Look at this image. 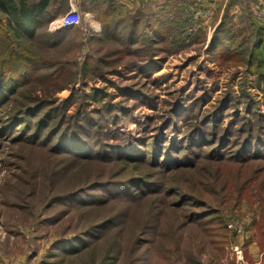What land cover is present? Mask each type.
<instances>
[{
    "label": "trees",
    "instance_id": "16d2710c",
    "mask_svg": "<svg viewBox=\"0 0 264 264\" xmlns=\"http://www.w3.org/2000/svg\"><path fill=\"white\" fill-rule=\"evenodd\" d=\"M91 1L95 4L103 29L101 33H90V41L95 44L92 47L96 48L80 58L79 68L83 77L102 76L107 70H123L127 73H122L121 76L136 78L149 76L158 70L163 58L183 44L182 23L177 17V8H180V13L186 9L191 20L198 24L199 32L203 29L200 20L190 12L189 6L195 0H138V3H153L155 6L156 11L152 15L145 13L144 16L141 10L139 12L138 6L141 4L134 7L136 3L130 6L121 0ZM233 1L235 0H229V4ZM46 3L47 0H0V14L4 17V21H0V160L4 159L6 142L12 141L41 148L60 159L50 168L53 183L59 181L71 169L72 164L79 162L119 165L122 169L119 173L110 175L118 178L119 182L115 186L109 185L112 184L109 178L104 179L110 173H98L94 178H86L89 181L84 185L53 192L50 199L54 204H76L77 214L89 217L90 222L87 227L65 239L52 240V253L57 250V253L67 255L70 252L92 249L97 244H92V240H102V229L116 223L120 215L109 211V207L123 198L126 202L146 208L150 216L151 208L155 207L151 218H145L144 222L146 224L151 221L153 229H158L163 219L160 211L164 201L152 200L150 194L164 190L165 182L151 179L146 172H135L144 167V163L160 164L163 170L168 171L187 165H190L191 170L197 169L195 165L198 160L206 158L226 162L249 160L247 165L258 158L264 159V109L259 108L264 105V92L261 103L248 93L243 111L236 115L233 123L224 125L223 119L228 111L238 108V98L232 90H226L212 100L210 105L203 107L211 96L205 95L199 99L193 94V89L188 87L185 93L180 92L169 101L167 115L163 120L164 127L172 124L184 126L185 133L178 139H168L164 134L157 135L153 133L155 127L149 125L137 135L116 130L113 126L117 116L122 113L128 115L131 111L129 102L141 105L152 101L145 84L134 81L123 84L117 80L113 86L116 88L115 92L120 93L118 95H112L103 86L96 87L91 92L82 91L81 87L73 89L69 97L56 101L54 92L63 88L57 83L77 71L78 67L71 66L78 58H75L73 50V27L54 32L46 30L47 21L55 14L49 12ZM228 17L227 12L223 13L207 44L206 54L214 65L200 66L196 78L202 84H208L207 86L213 84L212 89H216L218 85L215 81H204L208 74L216 76L220 72L214 66H225L223 62H228L226 66H229L248 54V69L245 68V73H255L256 83H264V21L253 13L247 0H241L239 21L246 28H251L252 33L248 35L251 39L239 40L229 25ZM169 29L174 31L169 34ZM195 38L198 39L199 35L196 34ZM57 71H62L59 77L46 80ZM85 83L86 80H83L82 85ZM241 83L245 82L241 80L239 84ZM45 85H57V88L51 92L47 88L49 86ZM199 86L201 85L196 83L192 88ZM262 89L264 91V87ZM79 96L84 100L78 101L76 107L70 110ZM104 167L110 168L107 165ZM249 169L255 175L243 177L244 182L238 189L242 193L246 191L249 180L258 178L264 170L258 163L251 164ZM121 172L131 174L123 178L124 174H120ZM237 175V179H241L239 185L244 172L240 170ZM206 176L214 182L218 178L211 174ZM227 178L228 176L224 177L222 182L226 183L222 184L219 192L225 193L226 188L232 186L234 180ZM213 181H207L206 184ZM192 186L190 181L185 187L179 185L176 192L172 188V192L178 195L174 205L182 206L184 202L190 205L188 211H184L186 219L179 223V227L187 221L196 224V220H199V226L203 225V232L209 230L207 232L211 236L214 234L222 246L229 234L226 226L221 218L218 217L215 222L209 217L215 213L214 209H203L205 202L200 199L198 201L194 195L195 190L201 188V196L205 197L202 188L208 187L198 181L194 184L196 188L193 186L194 190ZM117 237L114 234L107 242L105 253L103 252L97 264H109L113 261L120 248ZM253 239L251 237L241 245L244 254L246 245ZM134 244L139 249L136 240Z\"/></svg>",
    "mask_w": 264,
    "mask_h": 264
},
{
    "label": "rangeland",
    "instance_id": "374dc122",
    "mask_svg": "<svg viewBox=\"0 0 264 264\" xmlns=\"http://www.w3.org/2000/svg\"><path fill=\"white\" fill-rule=\"evenodd\" d=\"M203 1L206 0H202L200 3L202 4ZM206 3L204 2V5ZM75 4L77 16L67 27L63 26L62 20L72 11L70 1L47 0L46 3L49 12H55L54 16L47 21L46 30L54 32L61 28L73 27V50L75 58H78L74 60V65L71 66L78 67L77 71L67 79L57 83L59 87L63 88L55 91L57 85L52 87L45 85L49 86L47 87L49 91H55L56 101L69 97L73 89L81 87L82 91L91 92L94 88L103 86L111 91L112 95H118L120 93H116V88L113 86L117 80L123 84L127 81L145 84L152 101L149 104L141 105L129 102L128 106L131 107V111L128 115L122 113L119 117L117 116L113 126L116 130L127 131L136 135L140 130L151 126L155 127L153 133L164 134L168 139H178L185 133L184 126L177 127L172 124L164 127L165 122L163 120L167 115L166 109L169 108V101H172L180 92L185 93L188 87L193 89V94L197 95L199 99L205 95L211 96L203 107L208 106L212 100L214 101L226 90H232L238 98V108L228 111L223 119L224 125L233 123L236 115L243 111L248 93L258 99L260 103L262 102L264 83H256L257 76L255 73L248 71L245 73V68L248 67L246 64L248 54L244 59L235 60L229 66H226L228 62H223L225 66L219 64L214 66L220 72L216 76L208 74L204 81L205 83H208L207 81L214 83L215 81L218 85L217 90L212 89L213 84L207 86L208 84H202L196 78L201 67L214 65L211 59L209 60L206 49L213 31L211 25H213V15L217 12L215 9L217 4L208 3L212 7L204 6L209 12L208 14L202 12L203 15L197 12L198 7H195L194 10L192 8L193 17L198 18L197 14L204 22L201 24L203 29L200 32L197 23L191 20L188 11L182 8L180 13V8H177V17L182 23L183 44L174 52L167 54L166 58H163L164 61L158 70L149 76L136 78L121 76L122 73H127L123 70H107L103 72L104 75L92 78H90L92 75H88L89 77L82 76L81 68H79L81 65L80 58L83 54L90 53L96 48L95 46L92 47L94 43L90 41V33H101L103 24L98 19L95 4L91 0H75ZM129 4L130 6L134 4V7L141 4L138 7L143 16L145 13L152 15L156 11L153 3L146 4L145 2L133 1ZM142 14L141 17L145 19ZM0 21H4L2 14H0ZM52 22L56 23L55 27L52 26ZM234 28L236 30L233 29L234 34L239 40H247L250 37L248 35L252 33L251 28H246L248 29L246 30L238 25H235ZM172 31L174 29H169V34ZM196 34L199 35L198 39L195 38ZM60 74L62 71H57L54 75H49L46 80H54ZM83 80H86L85 85H82ZM241 80L245 83L239 84ZM196 83L201 86L192 88ZM64 86L67 87L64 88ZM203 90L204 92H202ZM82 100L84 98L79 96L71 105L70 110H73L77 102ZM84 104L91 105L92 103L84 102ZM259 108L264 109V105ZM5 148L4 159L0 160V264H97L105 251V245L114 234L118 236L116 240L119 241L120 248L115 257L111 255L114 259L109 264H253L244 258V251L241 247V242L247 241L251 237L256 238L262 251L261 259L256 264H264V170L261 171L258 178L249 180L244 193L238 190L244 182L243 177L248 175L254 177L255 175L249 166L258 163L260 167L264 168V159L258 158L255 162H250L247 165L249 160L226 162L206 158V160H198L195 165L198 167L197 169L191 170L190 165H187L178 168V170L168 171L163 170L160 164L144 163L145 168H138L135 172H146L151 179H159L165 182L163 184L164 190L150 194L152 200L164 201V208L161 207L160 211L163 219L159 228L153 229L151 221L145 224V218L150 216V213L146 212V208H141L133 202H126L123 198L109 207V211L118 212L120 215L117 217L116 223L102 229L100 232L103 236L102 240H92V244L97 243L91 247L92 249L79 250L64 255L57 253V250L55 253L51 252V241L58 238L65 239L68 235L87 227L90 219L87 216L81 217L77 214L76 204H54L53 200L50 199L53 192L84 185L89 181L88 179L86 181V178L89 176L90 179L94 178L98 173H110L104 179L109 178L110 183H112L109 185L115 186L119 182L118 178L110 175L122 171L121 167L119 165L109 166V164L99 165L95 162H79L72 164L71 169L59 178V181L53 183L50 168L60 159L49 155L48 151L41 150V148L21 145L12 141H7ZM104 165L110 168H106ZM240 170L242 173L244 172V176L238 185L241 179H237L239 177L237 173ZM120 174H124L122 177L125 178L131 172H121ZM208 174L217 176L216 182L206 176ZM227 176L228 180H234L233 184L226 188L225 193L219 192L222 184L226 183L222 181ZM190 181L193 186L198 181V183L208 187L202 188L206 199L201 196V188L195 190L194 195L198 201L205 202L203 209L208 208L210 211L211 208L214 209L215 213L209 217L213 218L215 222L218 217L221 218L223 225L226 226L229 234L222 246L214 234L211 236L207 232L209 230L203 232V225L199 226V220H196V224L186 220L187 223L185 222L182 227H179V223L185 221L184 211H188L190 205L186 202L182 206L174 205L178 195L172 192V188H175L174 192H176L179 185L185 187ZM207 181L213 182L206 184ZM194 187L193 190L196 188ZM236 187L237 190L233 192ZM208 192L209 194H207ZM151 211L152 216L155 207H152ZM237 219L242 224L240 233H236L227 227L228 223L237 221ZM134 240L139 244V249L134 247ZM239 241L240 249L235 250L234 246Z\"/></svg>",
    "mask_w": 264,
    "mask_h": 264
},
{
    "label": "crops",
    "instance_id": "0c3cea01",
    "mask_svg": "<svg viewBox=\"0 0 264 264\" xmlns=\"http://www.w3.org/2000/svg\"><path fill=\"white\" fill-rule=\"evenodd\" d=\"M121 1L130 5L129 3H132L133 1L136 2L138 0H121ZM145 1L152 2L153 0H145ZM247 1L249 4V7L253 11V13L260 20L264 21V0H247ZM200 2H202V0H195L194 4L189 6L191 13L195 9V7H198L199 10L197 12H199L200 15H203L202 12H204V13L206 12L208 14L209 10H207V8L204 6L212 7L211 5H208V3L209 4L213 3L215 5L217 4V7L213 6V7H215L217 12L214 13V15H213L214 18L212 17L213 18V25H211L212 30L214 29L216 24L219 23V21L222 18L223 13H225V12H227L229 15L228 21H229V25L232 26V29L235 30V28H234L235 25L242 26L243 28H246V26L243 25L242 23H240V21H239V15L241 13V0H235L230 4H229V0H206V1H203L202 4ZM204 2H207L206 5H204ZM218 2H219V5H218ZM199 6H201V7H199ZM192 8H193V10H192ZM192 15H194V14H192ZM196 16H198L197 19L200 20V24L204 23L203 20H201L199 18V15L196 14ZM197 26H198V24H197ZM202 28H203V26H202ZM243 242H241V245L243 244ZM242 249H243V247H242ZM245 251H246V253L244 254V258L247 260V262L256 264L260 261L261 256H262V251H261L259 245L257 244L256 238L251 240L246 245Z\"/></svg>",
    "mask_w": 264,
    "mask_h": 264
},
{
    "label": "built area",
    "instance_id": "2783aa9c",
    "mask_svg": "<svg viewBox=\"0 0 264 264\" xmlns=\"http://www.w3.org/2000/svg\"><path fill=\"white\" fill-rule=\"evenodd\" d=\"M70 1V4H71V7H72V11L69 12L68 15H66V17L62 20V23H63V26H70V24L72 23L73 21V18L77 16H72L71 14L72 13H76V4H75V0H69ZM54 22V21H53ZM51 23L53 27L56 26V23ZM227 227L231 230H234L236 233H240L241 231V227H242V224L241 222L237 219V221H232L230 223H228ZM238 235V234H237ZM234 249L237 250V249H240V241L238 243L235 244L234 246Z\"/></svg>",
    "mask_w": 264,
    "mask_h": 264
},
{
    "label": "bare ground",
    "instance_id": "6f19581e",
    "mask_svg": "<svg viewBox=\"0 0 264 264\" xmlns=\"http://www.w3.org/2000/svg\"><path fill=\"white\" fill-rule=\"evenodd\" d=\"M76 14H77V13H72L71 15H72V16H73V15L76 16Z\"/></svg>",
    "mask_w": 264,
    "mask_h": 264
}]
</instances>
